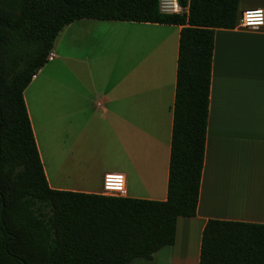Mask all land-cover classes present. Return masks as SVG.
<instances>
[{"label":"crops","instance_id":"0c3cea01","mask_svg":"<svg viewBox=\"0 0 264 264\" xmlns=\"http://www.w3.org/2000/svg\"><path fill=\"white\" fill-rule=\"evenodd\" d=\"M248 9L264 0H239V16ZM91 28L99 39L83 46ZM115 29L111 61L105 33ZM180 30L87 19L62 29L23 92L51 189L105 195L104 176L120 173L124 197L166 199ZM209 219L264 225V26L215 30L196 216L178 218L174 244L152 260L128 264H199Z\"/></svg>","mask_w":264,"mask_h":264},{"label":"trees","instance_id":"16d2710c","mask_svg":"<svg viewBox=\"0 0 264 264\" xmlns=\"http://www.w3.org/2000/svg\"><path fill=\"white\" fill-rule=\"evenodd\" d=\"M0 0V264H128L171 246L192 218L204 163L214 33L239 0ZM180 26L167 197L152 201L51 189L23 92L62 29L78 20ZM199 264H264V225L209 219Z\"/></svg>","mask_w":264,"mask_h":264},{"label":"built area","instance_id":"2783aa9c","mask_svg":"<svg viewBox=\"0 0 264 264\" xmlns=\"http://www.w3.org/2000/svg\"><path fill=\"white\" fill-rule=\"evenodd\" d=\"M159 10L162 14H178L183 11L179 6L177 0H160ZM261 13L256 16V12ZM236 26L244 29H255L264 26V10L262 9H248L241 13L238 18ZM53 60V54L50 53L47 61ZM102 189L107 196L124 197L125 190V177L120 173L106 174L103 179Z\"/></svg>","mask_w":264,"mask_h":264},{"label":"rangeland","instance_id":"374dc122","mask_svg":"<svg viewBox=\"0 0 264 264\" xmlns=\"http://www.w3.org/2000/svg\"><path fill=\"white\" fill-rule=\"evenodd\" d=\"M99 33H100L99 29H96V28L89 29V31L86 32L85 35L83 34V36H82L81 43L83 44V46H86V45L93 46L94 44H96L97 39H99V36H100ZM118 35L119 34H118V31L116 29L106 31V33H105V37H106V39L109 38V41H107L105 39L104 43L109 44V53H111V55L109 57H107V59H111V61H117L118 60L117 48L115 47ZM64 43L65 44L70 43V38L66 37V39H64ZM47 62H49V61H47Z\"/></svg>","mask_w":264,"mask_h":264},{"label":"clouds","instance_id":"9594fccd","mask_svg":"<svg viewBox=\"0 0 264 264\" xmlns=\"http://www.w3.org/2000/svg\"><path fill=\"white\" fill-rule=\"evenodd\" d=\"M261 13L259 11L256 12V16H260Z\"/></svg>","mask_w":264,"mask_h":264}]
</instances>
